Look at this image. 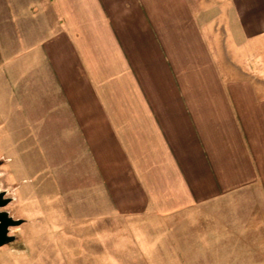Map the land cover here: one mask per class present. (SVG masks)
Listing matches in <instances>:
<instances>
[{
    "label": "crops",
    "instance_id": "obj_1",
    "mask_svg": "<svg viewBox=\"0 0 264 264\" xmlns=\"http://www.w3.org/2000/svg\"><path fill=\"white\" fill-rule=\"evenodd\" d=\"M0 135L72 216L264 264V0H0Z\"/></svg>",
    "mask_w": 264,
    "mask_h": 264
},
{
    "label": "rangeland",
    "instance_id": "obj_2",
    "mask_svg": "<svg viewBox=\"0 0 264 264\" xmlns=\"http://www.w3.org/2000/svg\"><path fill=\"white\" fill-rule=\"evenodd\" d=\"M11 155L0 135V192L10 199L0 211L23 221L9 228L14 240L0 247V264H201L181 221L72 216L68 200H44L38 178L25 176L23 153ZM187 230L197 236L199 224Z\"/></svg>",
    "mask_w": 264,
    "mask_h": 264
},
{
    "label": "water",
    "instance_id": "obj_3",
    "mask_svg": "<svg viewBox=\"0 0 264 264\" xmlns=\"http://www.w3.org/2000/svg\"><path fill=\"white\" fill-rule=\"evenodd\" d=\"M4 195V192H0V208L10 202V199L5 198ZM22 222L21 219H13L6 211H0V247L14 240V236L9 235V228L18 226Z\"/></svg>",
    "mask_w": 264,
    "mask_h": 264
}]
</instances>
